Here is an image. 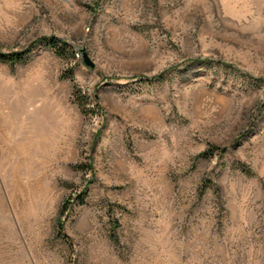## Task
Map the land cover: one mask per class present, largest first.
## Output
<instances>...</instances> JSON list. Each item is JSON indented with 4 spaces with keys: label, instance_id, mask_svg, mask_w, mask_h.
Listing matches in <instances>:
<instances>
[{
    "label": "rangeland",
    "instance_id": "obj_1",
    "mask_svg": "<svg viewBox=\"0 0 264 264\" xmlns=\"http://www.w3.org/2000/svg\"><path fill=\"white\" fill-rule=\"evenodd\" d=\"M0 54V264H264V0H0Z\"/></svg>",
    "mask_w": 264,
    "mask_h": 264
},
{
    "label": "trees",
    "instance_id": "obj_2",
    "mask_svg": "<svg viewBox=\"0 0 264 264\" xmlns=\"http://www.w3.org/2000/svg\"><path fill=\"white\" fill-rule=\"evenodd\" d=\"M48 47L51 48V50L54 52V54L58 58H60V59H66L67 58L68 49H69L67 44L53 39V41H51V43L48 44ZM23 59H24V54H9V55L0 54V62L1 63H8L10 65L13 63H16V62H22ZM68 79H71V80L73 79V72L72 71H70V73L68 74ZM75 98H76L77 105L82 110V113L87 114L88 111H86V109L84 108L83 100L80 99V97H78L76 95H75ZM220 152H223V150H220ZM208 187H209L208 185H205L203 188L205 190ZM78 200H79L80 205H84V199L82 196H78ZM67 210H68V208L67 209L64 208L61 211V213H60L61 216H60V219L57 223V235L59 236V238L63 237V223H62L61 219H62V216L65 215ZM113 227L116 228L117 225H115V223H114Z\"/></svg>",
    "mask_w": 264,
    "mask_h": 264
}]
</instances>
